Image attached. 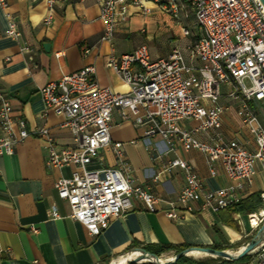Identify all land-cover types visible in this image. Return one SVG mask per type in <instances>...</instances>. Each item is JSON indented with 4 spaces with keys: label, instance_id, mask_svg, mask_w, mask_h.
<instances>
[{
    "label": "built area",
    "instance_id": "obj_1",
    "mask_svg": "<svg viewBox=\"0 0 264 264\" xmlns=\"http://www.w3.org/2000/svg\"><path fill=\"white\" fill-rule=\"evenodd\" d=\"M57 0H44L45 25H50ZM76 1V0H72ZM152 1L172 18L178 19L185 6L191 9L198 28L195 41L189 46V60L173 46L164 57L152 58L147 44L131 52L108 56V64L128 85L124 92L100 84L94 77L92 64L64 73L39 88L45 109L64 117L63 125L73 136L75 146L59 144L46 126L27 128L22 117L12 114L11 98L0 85V155L11 154L23 139L34 135L47 145L46 165L59 168L71 165L68 176L54 182L59 198L70 207L69 216L81 222L90 234L104 230L112 217L120 216L139 199L149 211L157 210L158 197L147 187L134 183L122 151V142L110 136L112 111L128 113L134 126L143 128L144 136L160 137L167 151L181 146L204 155L208 174L222 172L228 184L214 189L205 188L203 178L183 157L168 159L161 172L179 168L184 182L169 201L166 215L181 218L197 209L217 212L238 202L247 183L259 167L264 179V110L252 103L264 100V6L261 0H100L99 17L103 22L100 40L112 42L119 26H126L130 6L142 13L152 8ZM0 7H8L0 0ZM6 34L18 38L20 32L12 15L5 13ZM182 32L189 30L183 27ZM22 49H28L23 46ZM87 49L83 50L86 53ZM249 81L246 85L244 80ZM226 85L222 90L221 86ZM224 95L237 101V115L250 134L253 146L247 147L222 130V113L226 106L219 103ZM190 121V124H187ZM111 150L112 166L97 168L89 165L99 158L100 151ZM261 204L246 218L261 240L245 255L244 264H264V189ZM53 216L58 212L53 208ZM253 218H256L254 222ZM35 230V229H34ZM245 245V244H244ZM220 257L216 264H222Z\"/></svg>",
    "mask_w": 264,
    "mask_h": 264
},
{
    "label": "crops",
    "instance_id": "obj_2",
    "mask_svg": "<svg viewBox=\"0 0 264 264\" xmlns=\"http://www.w3.org/2000/svg\"><path fill=\"white\" fill-rule=\"evenodd\" d=\"M7 1V8L0 7V85L11 98L12 114L24 118L29 129L46 126L59 144L69 147L75 146L73 136L63 125L61 114L45 109L39 93L43 84L92 64L94 77L100 84L124 92L128 85L108 64L111 53L120 55L147 44L151 57L158 58L177 46L189 60L188 48L198 35L197 25L192 30L182 25V17L194 19L189 6L176 19L180 30L186 27L188 34L182 30L176 33L169 25L172 17L152 1H147L152 8L149 13L130 6L128 24L117 27L110 43L100 40L104 27L99 17L100 0H57L48 26L43 22L44 0ZM6 12L16 22L18 38L6 34ZM43 42L50 44L49 50L43 47ZM23 46L28 49H22ZM255 102L252 106L257 108ZM219 103L226 106L222 113L225 136L252 148L250 134L236 112L238 102L222 95ZM126 113L128 117L124 119L119 108L113 109L110 136L113 141L122 142L134 183L147 187L158 197L157 210L149 211L141 200L134 199L133 206L122 215L112 217L104 230L90 234L81 222L69 216L70 207L58 197L54 186L57 177L68 176L73 166L48 167L45 140L30 135L15 146L13 153L0 155V264H109L128 251L146 257L137 247L154 250L169 244L172 248L159 254L165 258L175 255L181 245H216L227 250L249 241L254 232L248 221L247 228L240 224L247 213L236 211L229 217L225 211H199L197 201L192 203L194 211L186 212L181 218L166 215L169 201L184 182L179 168L161 172L154 179L168 159L179 156L188 160L202 176L205 188L224 186L229 180L222 172L210 176L204 155L197 150L186 151L177 146L167 151L160 137L144 136L143 128L134 126L131 115ZM114 164L113 152L104 149L89 166ZM256 169L242 197L264 189L263 174L259 167ZM53 208L58 216L51 214ZM227 217L236 226L229 225ZM140 262L143 261L126 264Z\"/></svg>",
    "mask_w": 264,
    "mask_h": 264
},
{
    "label": "trees",
    "instance_id": "obj_3",
    "mask_svg": "<svg viewBox=\"0 0 264 264\" xmlns=\"http://www.w3.org/2000/svg\"><path fill=\"white\" fill-rule=\"evenodd\" d=\"M260 204H261L260 192H253V193H251V194H249V195H247L245 197H241V199L238 202H236L234 204H231V205L221 209L220 211H225L230 217V214L232 212L238 211V212H242V213H248V212L254 211V210H256L258 208V206H260ZM229 217H227L225 219L226 222L229 225L236 226V223L233 222L232 219H230ZM188 246H193V245H187V246L181 245V246H179L177 251L182 250V249H184L185 247H188ZM210 247L215 248V249H225V247H219V246H216V245H212ZM171 248H172L171 245L165 244V245L161 246L158 249H154V250L146 249V250L152 251V252H154V254L159 255L161 252L167 251V250H169ZM244 256H246L247 259H249V255H244ZM240 258H238V259H240ZM231 261H233V260L222 259L221 262H222V264H230ZM186 262L187 263L189 262L190 264H207L208 263L206 261H201V260H191L187 256L182 255L179 258H177L171 264H177V263H179V264H187ZM129 264H132V263H129ZM214 264H216V262Z\"/></svg>",
    "mask_w": 264,
    "mask_h": 264
},
{
    "label": "water",
    "instance_id": "obj_4",
    "mask_svg": "<svg viewBox=\"0 0 264 264\" xmlns=\"http://www.w3.org/2000/svg\"><path fill=\"white\" fill-rule=\"evenodd\" d=\"M261 2L263 3V6H264V0H261ZM42 45H43V47L46 50H49V45L50 44L48 42H43ZM260 230H261V228H259L254 233V235L249 239V241L244 245V247L240 251H238L236 254H234V255L228 254L225 251V249H215V248H212L210 246L193 245V246L185 247L184 249L179 250L178 252H176V254L174 255V258L172 260H170V261H166V262H156V261H152V260H148V261L151 262V263H155V264H171L177 258H179L180 256H182V255L187 256V254L185 252L188 249H191V248H196V249H200V250H203V251H207L209 253H214L215 256H218V257H223V258L235 260V259H238V258L244 256L248 251H250L251 249H253L259 243V241L261 240V237H262L261 234H260ZM135 249L140 250L141 252H143L146 255L153 256V257L157 258V255L156 254L149 253V252H147L145 249H143L141 247H137ZM128 262H134V263H136L137 261L134 259V260H129Z\"/></svg>",
    "mask_w": 264,
    "mask_h": 264
},
{
    "label": "rangeland",
    "instance_id": "obj_5",
    "mask_svg": "<svg viewBox=\"0 0 264 264\" xmlns=\"http://www.w3.org/2000/svg\"><path fill=\"white\" fill-rule=\"evenodd\" d=\"M181 19H182L181 20L182 21V25H185L190 30L196 28V22L194 21V19L191 16H189V17H186L185 16V17H182ZM170 20L171 21H170L169 25L172 26V28L175 30V32L176 33L181 32V30H180V27H181L180 23L176 19H174V18H171ZM244 82H245L246 85H249V81L247 79H245ZM221 88H222V90H224L225 85L223 84L221 86ZM254 106H256L257 108H259L260 110H264V100L256 101L254 103ZM240 224L243 225V226H245V228L248 227L246 218L240 220ZM236 244L237 243L233 244V247H235ZM146 251L149 252V253L154 254V252H152V251H149V250H146ZM187 257L190 258L191 260L206 261V262H208L207 264H214L217 260L220 259V257H218V256H199V257H195V256H189V255H187ZM247 260L248 259H247L246 256H242L240 259H237V260L235 259V260L231 261L230 264H244ZM140 264H155V263H151L149 261H143V262H140ZM177 264H179V263H177ZM187 264H190V263L188 262Z\"/></svg>",
    "mask_w": 264,
    "mask_h": 264
},
{
    "label": "bare ground",
    "instance_id": "obj_6",
    "mask_svg": "<svg viewBox=\"0 0 264 264\" xmlns=\"http://www.w3.org/2000/svg\"><path fill=\"white\" fill-rule=\"evenodd\" d=\"M254 222L256 221V218H253ZM244 247V245H241L239 247H236V249H227L225 250L228 254H236L238 251H240L242 248ZM133 250V249H132ZM130 251L124 253V255H121L119 256V258L117 259H114L112 260L111 263L109 264H118L119 262H121L123 259V261L120 263V264H126L128 261H129V258L130 259H135L136 261H145V260H152V261H156V262H166V261H170L174 258V255L172 257L170 256H167V257H163V255H158L157 258L155 257H152V256H149V255H146L143 256V255H140V254H137V253H129ZM143 253V252H142ZM187 255L189 256H195V257H199V256H215L214 253H209L207 251H203V250H200V249H196V248H191V249H188L186 252H185Z\"/></svg>",
    "mask_w": 264,
    "mask_h": 264
}]
</instances>
